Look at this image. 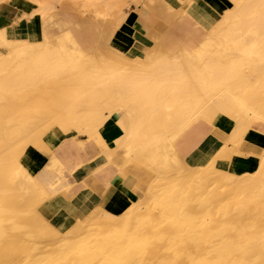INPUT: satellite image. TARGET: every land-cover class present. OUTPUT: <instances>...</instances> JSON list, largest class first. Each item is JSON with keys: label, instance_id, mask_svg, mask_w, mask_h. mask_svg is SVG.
I'll use <instances>...</instances> for the list:
<instances>
[{"label": "bare ground", "instance_id": "6f19581e", "mask_svg": "<svg viewBox=\"0 0 264 264\" xmlns=\"http://www.w3.org/2000/svg\"><path fill=\"white\" fill-rule=\"evenodd\" d=\"M83 1L101 22L111 11L121 17L118 0ZM231 1L215 19L201 0H185L180 12L197 42L184 51L146 41L133 24L137 60L129 48L120 57L75 18L38 55L17 29H0L7 52L0 58V264H264V148L255 160L233 149L237 168L230 171L213 161L190 167L168 144L171 134L219 112L237 121L232 145L247 129L264 130V0ZM149 2L139 0L130 19ZM69 47L96 51L99 65L88 70ZM85 94L89 100L76 106ZM113 114L116 148L155 174L139 203L118 217L68 218L57 239L22 233L17 223L48 200L28 152L42 142L106 133Z\"/></svg>", "mask_w": 264, "mask_h": 264}, {"label": "crops", "instance_id": "0c3cea01", "mask_svg": "<svg viewBox=\"0 0 264 264\" xmlns=\"http://www.w3.org/2000/svg\"><path fill=\"white\" fill-rule=\"evenodd\" d=\"M147 4L141 17L128 19L131 29L133 24L138 25L146 41L167 51H184L195 45L193 24L177 7L159 0ZM203 4L209 16L216 19L215 4L206 0ZM236 125L229 114L217 115L213 122L186 125L169 136L168 144L190 167L204 168L213 161L229 170L233 149L254 155L264 148V133L255 129H247L237 145L230 144ZM115 126L108 122L106 133L77 135L28 152L33 161L32 177L48 200L17 223L22 233L32 238L56 233L68 218L87 222L101 213L118 217L139 203L140 194L155 174L116 148L121 133H115Z\"/></svg>", "mask_w": 264, "mask_h": 264}, {"label": "rangeland", "instance_id": "374dc122", "mask_svg": "<svg viewBox=\"0 0 264 264\" xmlns=\"http://www.w3.org/2000/svg\"><path fill=\"white\" fill-rule=\"evenodd\" d=\"M160 1L163 3L162 0ZM174 1V7H177L178 12H180V9L184 6L185 0ZM201 1L203 2L205 0ZM206 1L211 5L215 4L218 18L221 16V10L233 6L231 0ZM138 2L139 0H118V7L121 15L120 19H116L113 11H111L107 13L103 19L104 21L101 22L102 19L94 13L85 10L83 0H7L0 3V29L6 28V26H11L12 28L17 29L20 32V39L31 41L35 45L34 52L38 55L43 53L46 46L50 47L56 44L53 33H57L58 30L73 28L75 25L73 18H75L78 23H89L91 26L95 27L96 31L99 32V34H102V36L108 41L109 48L116 52L120 57L125 55L123 52L125 48H129V57L133 60H137L139 59V54L135 52L136 50L130 51L131 48H134L136 42L132 39L131 35H129L132 34V31L130 30L128 19L130 18V14H132L131 10H135L137 6H139ZM123 45H125V47ZM79 49V52H76V49L69 47L73 58L80 53L83 66L88 70L95 69V67L99 65V55L97 52L94 50L83 49L82 47ZM213 50L217 51L218 49L217 47H214ZM6 57V50L0 46V58L5 59ZM12 68V66H7L3 67L2 70H4L3 72H9ZM61 75L63 77L65 74ZM60 81L56 82L57 87L60 85ZM56 92L59 94L60 90H56ZM85 95L87 96L85 100L76 106L80 107L83 102L89 100L90 95ZM226 114L227 113L223 112L214 113L207 120L199 119L191 123L213 122L217 115L226 116ZM115 116L117 115L113 114L110 116L107 123L109 122V124H111L114 120L113 117ZM258 130L264 133V130ZM43 147H49V144L42 142L33 149L37 150ZM260 153L261 152L254 155L243 154L242 159L255 160ZM236 168L237 167H234V165H231L229 170L234 171ZM146 208L150 207L147 206ZM82 223L86 222L83 221ZM60 235L61 230L52 234L38 235L34 239L37 241L51 240L57 239Z\"/></svg>", "mask_w": 264, "mask_h": 264}]
</instances>
